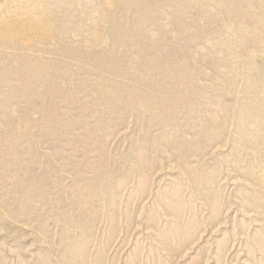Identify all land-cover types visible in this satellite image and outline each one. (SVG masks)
<instances>
[{"label": "rangeland", "instance_id": "obj_1", "mask_svg": "<svg viewBox=\"0 0 264 264\" xmlns=\"http://www.w3.org/2000/svg\"><path fill=\"white\" fill-rule=\"evenodd\" d=\"M35 1L57 51L0 57V264H264V0Z\"/></svg>", "mask_w": 264, "mask_h": 264}, {"label": "bare ground", "instance_id": "obj_2", "mask_svg": "<svg viewBox=\"0 0 264 264\" xmlns=\"http://www.w3.org/2000/svg\"><path fill=\"white\" fill-rule=\"evenodd\" d=\"M165 1L166 3L168 1L171 2V0H165ZM196 1H199V0H196ZM178 2L180 3V1L172 0V7H173V4L176 5V3L178 4ZM189 2H192V1H189ZM230 2L228 1V3ZM122 3L124 6L130 5V3L126 0H124ZM226 5H229V4L225 3V6H224L225 8H226ZM231 6L233 8V11L236 14L238 12V7L236 3L234 2ZM231 6H229L228 8H230ZM110 7L111 5H106V10L108 12L110 11ZM178 7L181 9L180 11L182 12L181 5H179ZM180 11H177V13ZM224 11H227V10L224 9ZM140 12L144 14L146 12H149V10L145 9L144 7H141ZM86 21H87L88 29L91 30L90 33H92L95 30H99L105 26L104 18L99 15H92ZM163 25L165 26V24ZM53 36H54L53 22L49 18L46 8L43 5L38 4L35 0H14V2L11 5H1L0 6V57L11 58V57L18 56L26 60H35L38 57L39 53L45 54L46 51H49L48 54H54L57 51V49L55 47L50 46L51 41L53 40ZM92 36L93 34L86 37L88 40L87 42L84 39L83 40L77 39L72 44L74 45V47L81 48L85 54H89V52L90 53L92 52L91 51L92 47L89 46V43H90L89 40L92 38ZM43 57L44 59L42 60H45V61H50V62L57 61V59H54L48 55L47 56L44 55ZM101 62H102L101 65L113 71L118 70L115 67L116 59L114 58L110 61H107L106 63H105V59L103 58L101 59ZM40 68L42 67H39L38 71L41 70ZM84 71L85 72L89 71V69L85 68ZM258 72H259V76L263 78L264 66L262 64L259 67ZM0 74L2 75V77H4L5 71L0 70ZM1 80L2 78L0 77V81ZM214 124L216 123L214 122Z\"/></svg>", "mask_w": 264, "mask_h": 264}]
</instances>
